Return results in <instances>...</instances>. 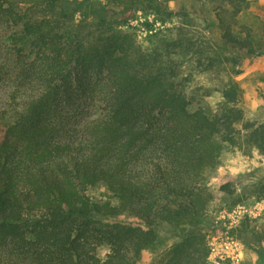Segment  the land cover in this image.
Masks as SVG:
<instances>
[{
  "label": "trees",
  "instance_id": "16d2710c",
  "mask_svg": "<svg viewBox=\"0 0 264 264\" xmlns=\"http://www.w3.org/2000/svg\"><path fill=\"white\" fill-rule=\"evenodd\" d=\"M200 1L214 24L162 0H0V253L8 264H138L172 238L163 264H209L215 192L236 193L212 180L225 153L264 152V123L245 121L235 80L218 114L191 109L176 55L210 70L216 44L245 57L264 45L241 29L250 0ZM139 10L178 16L172 40L145 48L129 29ZM212 26L215 42L204 33ZM99 187L105 199L90 195ZM254 194L264 198V185ZM235 234L264 256V223L242 222Z\"/></svg>",
  "mask_w": 264,
  "mask_h": 264
},
{
  "label": "rangeland",
  "instance_id": "374dc122",
  "mask_svg": "<svg viewBox=\"0 0 264 264\" xmlns=\"http://www.w3.org/2000/svg\"><path fill=\"white\" fill-rule=\"evenodd\" d=\"M100 1L106 2V0ZM162 1L164 4H168L169 8L177 15L179 10L184 9L190 12L191 16H206L211 25L214 24V14L200 0ZM162 17L150 10H139L130 22L129 29L136 32L139 41L145 48L151 49L172 40L171 29L179 24L180 18L178 16L168 18L166 15ZM240 22L243 35L249 33L263 46L264 0H250L248 9L240 17ZM126 28L124 27V29ZM204 33L214 42L219 40V34L213 26L210 30H205ZM3 41L4 37L0 39V45ZM215 48L220 56L215 67L210 70L198 69L188 57L180 53L176 55L181 62L176 82L178 88L188 95L191 109L202 107L211 114H218L223 101L221 91L229 81L235 80L241 89L238 107L243 110L245 121L264 123V52L261 55L245 57L234 54L230 48L221 52L222 50L218 49L217 44ZM3 53L0 50V64L4 61ZM3 92L4 88L0 87V100ZM227 182L236 187V193L228 195L215 192L214 201L209 209V226L206 229L208 235L217 213L223 208L229 209L237 205H245L247 209L252 210L257 215L251 219L245 218L242 222L250 221L252 226L261 230L264 223V198H259L254 193L258 187L264 185V152L252 149L246 154L242 152L225 153L222 167L216 172L212 184L217 189L219 185ZM90 195L95 199L107 197L104 187L92 189ZM174 241L176 238L168 240L157 252H145L138 264H163L168 256L167 249ZM238 241L242 244L241 264L247 258L264 264V256L259 257L256 253L248 250L241 240L238 239ZM262 247L264 249V243ZM0 264H8V259L4 257L3 253H0Z\"/></svg>",
  "mask_w": 264,
  "mask_h": 264
},
{
  "label": "built area",
  "instance_id": "2783aa9c",
  "mask_svg": "<svg viewBox=\"0 0 264 264\" xmlns=\"http://www.w3.org/2000/svg\"><path fill=\"white\" fill-rule=\"evenodd\" d=\"M255 216L245 205L223 208L217 213L207 239L209 264H241L242 244L235 232L245 218Z\"/></svg>",
  "mask_w": 264,
  "mask_h": 264
}]
</instances>
